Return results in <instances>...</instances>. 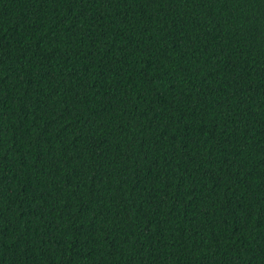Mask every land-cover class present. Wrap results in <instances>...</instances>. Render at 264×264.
I'll return each mask as SVG.
<instances>
[{"label": "trees", "instance_id": "trees-1", "mask_svg": "<svg viewBox=\"0 0 264 264\" xmlns=\"http://www.w3.org/2000/svg\"><path fill=\"white\" fill-rule=\"evenodd\" d=\"M0 264H264V0H0Z\"/></svg>", "mask_w": 264, "mask_h": 264}]
</instances>
